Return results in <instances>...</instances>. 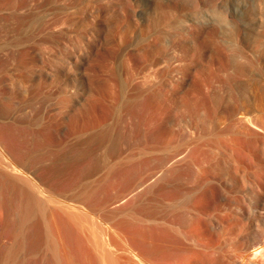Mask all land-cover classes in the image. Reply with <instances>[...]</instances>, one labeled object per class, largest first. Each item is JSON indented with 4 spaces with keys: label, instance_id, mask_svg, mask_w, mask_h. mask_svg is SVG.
Segmentation results:
<instances>
[{
    "label": "bare ground",
    "instance_id": "1",
    "mask_svg": "<svg viewBox=\"0 0 264 264\" xmlns=\"http://www.w3.org/2000/svg\"><path fill=\"white\" fill-rule=\"evenodd\" d=\"M89 1L55 0L57 6L43 9L39 37L27 39L32 40L35 50L39 49L41 59L50 55L54 58L53 66L47 65L50 68H43L42 74L53 78L56 90L74 92L77 88L75 81L81 73L69 63L72 58L79 61L82 54L68 49L66 54L63 34L79 30L77 25L91 6ZM147 1L156 5V0ZM4 6L24 5L20 0H0V9ZM208 30L204 27L195 36L142 38L131 51L120 55L109 74L116 82L103 97L107 113L114 107L121 121L136 108L148 115L135 152L122 156L119 169L109 168L111 175L107 177L109 181L119 179L125 187L132 180L133 220L117 219L113 211L106 213L105 189L99 183L71 192L57 191L71 209L86 208L97 213L102 222L121 230L134 250L133 264H239L220 250L232 248L254 254L256 246L264 242V55L256 56L251 68L232 75L224 56L210 48ZM167 43L173 48L165 72L160 49ZM241 43L249 48L243 36ZM30 46L18 53L10 49L9 66L18 71L31 64ZM76 47L79 49V45ZM42 74L39 82L22 87L25 96L21 101L9 103L6 116L12 125L16 114L23 113V105L37 98ZM6 80L10 87L15 83L10 74ZM57 107L47 103L42 110L50 115ZM60 107L67 111L66 104ZM40 118L49 123L55 116ZM65 147L57 154L58 161L67 163L60 158L62 153L71 152ZM7 167L11 170L0 164V264L21 259L30 227L34 230L31 246L35 249L43 245L49 252L45 264H99L95 244L91 246L88 235L74 223L76 215L63 206L52 205L51 195L42 196L30 177L17 173L19 167ZM120 211L127 214L128 208L123 206ZM225 222L229 224L225 226ZM217 228L230 233L220 245L211 239ZM110 241L117 240L110 237ZM101 246L105 249V243ZM103 255L105 259L104 251ZM106 264L114 262L107 260Z\"/></svg>",
    "mask_w": 264,
    "mask_h": 264
},
{
    "label": "rangeland",
    "instance_id": "2",
    "mask_svg": "<svg viewBox=\"0 0 264 264\" xmlns=\"http://www.w3.org/2000/svg\"><path fill=\"white\" fill-rule=\"evenodd\" d=\"M20 1L24 5L22 8L4 6L0 9V164L8 170H11L10 167H7L8 164L19 167L20 171L17 173L30 177L36 187L42 191L40 193L42 196L49 197L51 195V199L54 200L51 202L52 205L63 206L64 209L71 210L76 215L74 223L83 229L85 236L88 235L86 237H88L91 246L95 244L93 248L99 258V264H106L107 260L114 264H133L134 250L121 230L109 222H102L97 213L86 208L71 209L68 207L70 203L57 191L71 192L87 184L99 183L105 189L103 207L106 209V213L113 211L117 214V219L133 220L131 215L132 180L125 187L124 184H120L119 179L109 181L107 177L111 175V173L108 174L109 168L112 167L114 171L119 169L122 156L135 152L138 139H141L145 130V116L148 115L143 109L136 108L128 112L121 121L120 114L114 107L111 113H107L103 97L104 95L108 96L111 91V83L114 82L115 85L116 82L115 79L111 80L109 74L118 65L120 55L125 51H131L136 42L142 38L148 36L164 38L195 36L201 33L204 27L173 30L176 21L171 19V12L175 10L177 13L183 14L185 11L182 3H179L178 0H156V5H151L147 0H90L91 6L88 5L87 11L85 10L83 13L85 17L82 18L83 14L76 17L78 21L81 18L82 21L85 19V22L79 21L80 26L82 25L81 27L77 25L79 30L77 31L76 28L73 33L70 31L73 36L70 33V36L67 34L69 31L65 36L63 34L67 41V46L63 47L67 51L66 54L68 50L70 53L74 51L78 56L80 53L82 54L79 61L77 58H72L69 63L72 68L81 73L75 81L77 88L74 92L59 91L60 89L56 90L58 88L54 86L53 78L42 74L43 68L53 66L54 58L52 55L44 56L42 57L44 61H42L39 49L35 50L32 40H27L31 37H39L40 19L45 17L42 13L43 9L46 10L48 7L57 6V4L54 3L55 0ZM201 4L206 6V0H201ZM81 33L82 35H80ZM27 45L32 47L31 49L29 47L31 51L28 56L31 64L29 63L27 67L16 71L8 64L9 53L12 49L18 53V50L23 49L22 47L28 48ZM69 45L73 49L75 46L76 49L71 50ZM78 45L79 49L76 47ZM172 48L173 46L167 43L163 44L160 49V57L165 60L163 65L165 72L167 71L166 60L172 55ZM38 51L40 55L37 53ZM83 55L84 59H82ZM37 73L42 74L41 91L37 98L34 97L35 99H31L23 105L21 110L23 113L16 114L15 124L12 125L6 116L7 107L12 102L17 103L24 98L23 86L39 82ZM8 74L14 78V86L8 85L6 80ZM63 81L69 82L68 80ZM38 103L40 106L37 105ZM47 103L59 107L52 114L47 115L42 110ZM63 103L68 106L67 111L61 110L60 106H63ZM41 116H55V118L47 123L41 120ZM123 135H125V142ZM65 145V148L71 149V152L62 153L60 158L65 159L67 163L58 161L57 154L64 150ZM52 153L54 154L52 155ZM70 161L71 164H69ZM22 163H25L26 166ZM131 169L132 167L129 165L127 167L128 174ZM120 185L123 188L118 193ZM54 191H56L55 194ZM123 206L128 208L127 214L121 213L120 210ZM2 211L4 212V209ZM228 224L229 222H225L224 225ZM91 229L93 230L91 231ZM223 230L225 231L222 232L220 228L216 229L211 236L213 244H222L224 238L230 235L227 229ZM33 232V227H30L27 232L25 249L21 252V259L16 260L13 264L46 263L49 257L47 249L43 245L35 249L31 246ZM95 232L97 233L95 234ZM110 237H114L117 241H110ZM106 239L110 244L106 245ZM104 243L105 249L102 250L101 245ZM255 250L254 254H251L250 251L246 254L232 248H223L220 251L226 257L236 259L241 264L248 261L264 264V242L256 246ZM103 251L106 255L105 259H103ZM205 264L222 263L212 261Z\"/></svg>",
    "mask_w": 264,
    "mask_h": 264
},
{
    "label": "clouds",
    "instance_id": "3",
    "mask_svg": "<svg viewBox=\"0 0 264 264\" xmlns=\"http://www.w3.org/2000/svg\"><path fill=\"white\" fill-rule=\"evenodd\" d=\"M185 11L175 10L173 30L207 27L209 46L219 51L230 67V74L251 68L258 55H264V0H178ZM190 17V18H189ZM249 41L245 49L241 37Z\"/></svg>",
    "mask_w": 264,
    "mask_h": 264
}]
</instances>
